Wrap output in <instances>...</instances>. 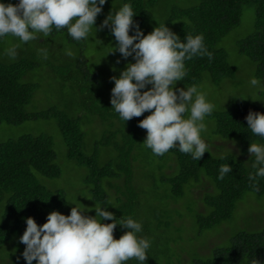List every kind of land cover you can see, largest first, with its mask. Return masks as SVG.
Segmentation results:
<instances>
[{"label":"trees","instance_id":"obj_1","mask_svg":"<svg viewBox=\"0 0 264 264\" xmlns=\"http://www.w3.org/2000/svg\"><path fill=\"white\" fill-rule=\"evenodd\" d=\"M122 3L131 4L136 13L133 19L143 31L153 29L154 17L160 11L163 23L181 40L186 34L203 35L212 59L204 56L186 61L187 75L177 82L179 87L234 80L237 69L230 62L233 57L246 58L250 72L255 68L253 77L264 80V0H177L167 13L164 6L168 0ZM249 10L254 16L252 32L235 45L224 44V39L242 26ZM104 37L108 45L114 46V37L107 28ZM47 38L26 44L11 36L0 41V125L25 129L16 137L0 135V246L9 247L19 240L26 228L25 217L31 216L41 225L53 210L70 214L72 203L92 208L85 213L90 216L95 215V203H111L117 208L108 205L107 210L117 218L131 217L142 224L139 235L151 241L146 264H264V229L240 231L223 247H214V237L204 242L210 231L231 219L249 193L264 195V178H257L255 186L249 180V174H255L254 158L249 164L241 161L249 157L250 143H264L246 128L245 120L249 110L264 113V108L240 100L206 116L215 126L210 133L207 128L201 133L210 153L205 152L199 161L176 148L156 156L145 147L146 130L138 126L149 113L124 124L114 110H102L107 94L91 87L100 85L102 79L74 74L71 57L65 54V47H78V67L85 74L88 59L78 41L66 29L53 28ZM10 45H18L14 60L5 54ZM234 48L232 54L230 49ZM38 49H47L49 56L44 58ZM260 95L264 100V93ZM57 144L66 148L67 160L80 169L81 187L86 192L79 191V197L49 185V180L60 179L64 172L57 163ZM223 147L234 153L224 154ZM211 149L222 152L224 159ZM225 164H230L232 172L219 179V168ZM185 228L191 230L184 236ZM125 231L118 225L114 238ZM17 257L15 254L13 260ZM6 261L0 256V264ZM21 264L26 262L22 260Z\"/></svg>","mask_w":264,"mask_h":264},{"label":"clouds","instance_id":"obj_2","mask_svg":"<svg viewBox=\"0 0 264 264\" xmlns=\"http://www.w3.org/2000/svg\"><path fill=\"white\" fill-rule=\"evenodd\" d=\"M106 2L17 0L12 3L9 0L5 3L0 0V41L11 36L18 38L20 44H26L49 37L53 28L66 29L73 40L80 41L89 39L93 29L96 33L107 28L115 40L108 53L120 54L117 63L120 59L127 61L129 57L134 61L126 63L118 76L110 77L114 83L110 94L111 108L124 124L149 113L139 120L138 126L146 130L143 143L154 155L162 156L176 148L199 161L205 152H209L201 133L206 130L205 117L211 115L215 105L197 86L176 87V84L187 75L186 61L204 56L212 59L203 35L186 34L181 40L166 23L145 35L133 19L136 13L130 3L113 6L102 23L94 27ZM17 48L18 45H10L5 50L9 59L16 58ZM38 51L47 58V49ZM65 54L74 55L71 50H66ZM249 85L264 92V80L252 77ZM245 120L246 128L259 141H264V113L249 110ZM247 152L249 158H254L255 174L250 173L249 180L255 186L257 178H264V143H250ZM230 172V164L221 165L218 178L223 179ZM72 204L70 214L53 210L41 225L31 216L24 218L26 228L19 236V243L25 247L17 261L22 257L26 264L34 261L35 264H128L130 260L146 264L151 241L139 235L143 230L140 222L131 217L117 218L107 210L108 205L116 207L111 203L107 206L95 203L94 216L85 214L92 208L81 203L83 207ZM118 225L127 231L115 239L113 232Z\"/></svg>","mask_w":264,"mask_h":264},{"label":"rangeland","instance_id":"obj_3","mask_svg":"<svg viewBox=\"0 0 264 264\" xmlns=\"http://www.w3.org/2000/svg\"><path fill=\"white\" fill-rule=\"evenodd\" d=\"M176 1L177 0H168V5L164 6V13H167L169 10H171L172 6L176 3ZM121 3L122 0H120V4ZM120 4H119V0H114V5H112V0H107L105 5L103 6L102 12L96 18L94 27H98L102 23V21L105 19L109 11L113 10V6L118 7ZM158 12L159 14L156 13L154 17V23L152 28L158 26L159 24H164L163 23L164 15L160 11ZM253 20H254L253 10H249L248 13L245 14V18L242 26L232 31L224 39L223 43L225 44L227 42L230 43L232 42L233 45H235V41H239L245 38L246 36H248L253 30ZM149 28L151 27H148V29H145L143 31L145 35L153 30L152 29L151 31H149ZM78 45H80V47L83 48L84 58L88 59V66L85 68V74H84V72L81 71V68L78 67L79 53H80L79 48L76 46L74 47L76 49H73L72 47L69 48L65 47L66 49L68 48V50H71L74 53V55L71 56L70 58L71 59L70 63L73 65V70H72L73 73L80 74L81 76L90 77L92 75H95L96 77H100L102 79L100 85L91 86V87L93 90L95 89V91H102V92L104 91L107 94L106 98H104L105 108L103 107L102 103H99L98 106L102 105V110L108 109L111 110L112 112L113 109L111 108L109 95L111 94V89L114 86V83L110 80V77H112L113 75L118 76L120 71L126 66V63L134 62V61L132 60L131 57H129L127 61L120 59V63H117V59L119 58L120 54L118 52L108 53L109 51L112 50L114 46H110L106 43L104 37V29L97 31L96 33H95V29H93L92 33L90 34V38L86 40L78 41ZM230 50L231 53L233 54L235 48ZM2 52L4 53V50ZM57 54L58 52H56V55ZM47 56H49V53H47ZM1 57L2 55L0 51V59ZM232 59L233 62L232 61L230 62L237 69V75L234 80L225 79L223 82H221L218 85L213 84L212 82H204L202 85L197 86L198 89L206 95V98L209 102L215 105L214 111L225 109L230 105L239 102L240 100H245L255 105L259 104V106L264 108V100L263 98H261L260 95L261 93L264 92H260L256 89H253L249 85L250 78H252L255 75L254 74L255 68L251 69L250 72V69L248 68L249 66L246 65V62H248L246 58H243L242 60H235L233 57ZM87 86L88 85L86 84L85 86L86 88L84 87V90L88 88ZM176 87L179 86L176 85ZM105 89L107 90V92ZM48 90L50 94L55 95V91H52L51 88H48ZM71 90L72 89H66V91H70V92ZM253 99H259V100H253ZM87 114L89 113L87 112ZM109 115L111 116V114ZM204 122L205 125L207 126L206 127L207 132L210 133L212 127L215 126V123L213 121L208 122V119L206 117ZM32 126H34V124H32ZM40 130L44 131L46 129L42 128ZM40 130H35V132H38ZM23 132H25L24 128L23 129L17 127L9 128L7 125H0V135L3 137H16L21 135V133ZM237 143L240 146L239 142ZM227 148L226 147L222 148V152H224V154L231 152L234 153L233 150ZM232 148H234L235 150L237 149L234 143L232 144ZM214 150L216 151L217 154L213 152ZM214 150L212 151L211 149V152L216 154V156H221L222 152L216 149ZM56 152L58 154L57 163L63 167L64 172H63V176L60 179H55L51 181L49 180V185L53 189H67L71 196L79 197L78 195H76L79 191L86 192V190H84L81 187L80 169L76 165H73L67 160L66 148L64 146H62L61 148L59 144H57ZM250 160L251 158L248 157L247 159L244 158V160L241 161L245 164H249ZM64 165L67 166L64 167ZM187 206L188 204H186V207ZM263 229H264V195L259 197L255 193H249L244 199H242L239 202L231 219L225 222L224 224H222L221 226L217 227V229L210 231L211 234L208 233L209 238L204 240V242L210 240L211 237H214L217 240V243L215 244L214 247H218V246L223 247L229 245L232 237L240 231L257 232ZM190 230L185 228L183 232L184 236ZM20 246L22 248L24 247L23 244L19 243V240L18 241L14 240L13 242H11L9 247L7 245L0 246V256L2 260L4 262L8 259L11 260L9 262L6 261V264L8 263L21 264L23 260L22 257L19 259V261H17V259L13 260V256H15V254L16 256L20 257V254L22 253V248ZM197 247L198 246L195 247L193 246V249L195 248L196 250H198ZM176 251L177 250H174L173 253L175 254ZM212 253L213 250L211 251L210 256L212 255ZM181 264H191V263L187 261H182Z\"/></svg>","mask_w":264,"mask_h":264}]
</instances>
